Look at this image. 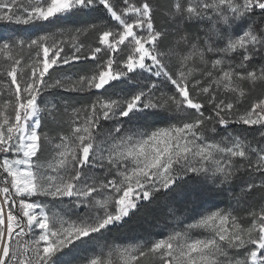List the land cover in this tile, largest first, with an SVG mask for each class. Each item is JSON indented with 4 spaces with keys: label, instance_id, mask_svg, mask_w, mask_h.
Returning a JSON list of instances; mask_svg holds the SVG:
<instances>
[{
    "label": "snow or ice",
    "instance_id": "obj_1",
    "mask_svg": "<svg viewBox=\"0 0 264 264\" xmlns=\"http://www.w3.org/2000/svg\"><path fill=\"white\" fill-rule=\"evenodd\" d=\"M0 28V264H264V0H0ZM161 201L174 227L111 237Z\"/></svg>",
    "mask_w": 264,
    "mask_h": 264
},
{
    "label": "trees",
    "instance_id": "obj_2",
    "mask_svg": "<svg viewBox=\"0 0 264 264\" xmlns=\"http://www.w3.org/2000/svg\"><path fill=\"white\" fill-rule=\"evenodd\" d=\"M205 199H208L211 203L217 205H226L227 200L224 196L212 198L211 195L206 196ZM163 201H161L162 203ZM146 203V202H145ZM177 207H180L177 205ZM166 217L165 208L158 205H153L151 208H142L138 213L133 215L130 219H127L126 224L123 229H114L111 233L113 239L121 238H148V234H153L155 237L156 226Z\"/></svg>",
    "mask_w": 264,
    "mask_h": 264
},
{
    "label": "rangeland",
    "instance_id": "obj_3",
    "mask_svg": "<svg viewBox=\"0 0 264 264\" xmlns=\"http://www.w3.org/2000/svg\"><path fill=\"white\" fill-rule=\"evenodd\" d=\"M0 30L6 31V28H0ZM225 199L227 200V197L224 196ZM228 203V201H226ZM179 205V198H177V204L176 206ZM160 206H163V208H165V213H166V217L158 224V226H156V234L161 233L162 231H166L168 229H170L171 227H174L175 225L172 223L171 221V217L168 211V207L165 205L164 202H160ZM180 206V205H179ZM221 207L225 206V205H220ZM179 214V213H177ZM165 225H168V228L166 229ZM145 238V237H144ZM155 238V237H153ZM116 240H135V239H131V238H121V239H116Z\"/></svg>",
    "mask_w": 264,
    "mask_h": 264
}]
</instances>
